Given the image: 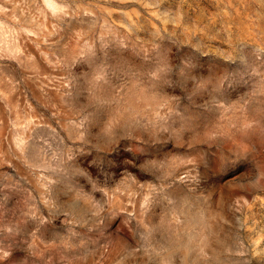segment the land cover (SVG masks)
<instances>
[{
	"label": "clouds",
	"instance_id": "clouds-1",
	"mask_svg": "<svg viewBox=\"0 0 264 264\" xmlns=\"http://www.w3.org/2000/svg\"><path fill=\"white\" fill-rule=\"evenodd\" d=\"M65 4L70 27L40 16L43 0H36L37 38L22 31L15 42L0 43V177L11 178L0 183V264H155V255L141 243L143 235L158 223L166 194L199 173L205 150L219 152L226 170L218 201L227 216L231 198L249 194L264 179V142L259 174L252 181L238 136L225 130L217 145L207 133L198 138L181 133L175 126L181 112L167 87L160 88L158 104L142 100L130 107L128 89L120 87L110 90V103L103 108L87 103L73 112L65 103L72 86L63 74L66 66L74 56L103 55L110 45L133 43L139 14L120 12L117 18L119 10L99 0ZM240 8L253 30L258 24L264 47V0H244ZM223 31L202 32L185 45L194 63L203 56L224 60L219 44L249 38L238 30L224 37ZM213 41L218 45L213 47ZM221 67L227 71L197 86L216 94V122L224 128L225 120L242 114L252 78L264 87V61L258 71L235 72L227 62ZM154 90L155 82L145 95ZM17 115L32 119L22 150L12 140ZM232 227L230 219L216 218L203 238L204 264H243L226 246Z\"/></svg>",
	"mask_w": 264,
	"mask_h": 264
},
{
	"label": "rangeland",
	"instance_id": "rangeland-1",
	"mask_svg": "<svg viewBox=\"0 0 264 264\" xmlns=\"http://www.w3.org/2000/svg\"><path fill=\"white\" fill-rule=\"evenodd\" d=\"M105 7H114L120 12H135L139 19L134 24L133 43L126 47L109 46L106 54L85 53L74 56L64 70L71 81V88L65 100L73 111H79L87 103L103 108L110 103V90L128 89V106L134 107L142 100L158 104L160 88L167 87L175 94L181 119L175 125L185 137L198 138L207 133L210 141L222 144L227 130L229 135L238 136V148L248 161L251 180L259 174V148L264 142V87L254 76L252 90L241 108L242 114L235 119L225 120L224 128L217 124L213 108L215 93L207 85L216 78L227 62L233 71L244 72L258 69L264 61V47L257 35L258 24L248 25L240 5L244 0H99ZM66 0H43L39 15L61 21V27H70L65 20L68 15ZM144 5V7L141 6ZM231 4L233 7L229 8ZM36 0H0V43L15 42L23 31L36 39L33 31L36 19ZM223 28L224 37L234 30L247 34L248 39L231 45L213 41V47L224 51V60L214 56H203L193 62L190 48L185 45L202 32L214 33ZM17 52L21 49L17 48ZM259 58V59H258ZM155 77V81L153 78ZM247 78V77H246ZM155 82L156 90L145 95L144 89ZM208 101V103H205ZM32 119L17 115L13 122L15 134L12 140L17 149H23L31 131ZM105 131V135H107ZM198 174H190L170 190L160 204L158 223L146 231L141 243L155 255V264H204L207 258L205 234L218 216L230 219L233 227L226 237L228 250L243 264H264V185L260 180L249 194L232 197L227 216L219 206L220 187L227 183V173L219 162V152H208ZM234 171V169H232ZM15 178V177H14ZM8 179L0 177V183ZM228 192H224L227 196Z\"/></svg>",
	"mask_w": 264,
	"mask_h": 264
}]
</instances>
